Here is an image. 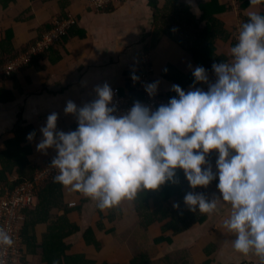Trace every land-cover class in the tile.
<instances>
[{
    "label": "crops",
    "instance_id": "obj_1",
    "mask_svg": "<svg viewBox=\"0 0 264 264\" xmlns=\"http://www.w3.org/2000/svg\"><path fill=\"white\" fill-rule=\"evenodd\" d=\"M177 2L183 7L176 6ZM233 2L194 0L199 9L197 13L187 0H132L102 10L90 6V0H0V62L5 56L20 55L42 37L59 16L67 13L77 19L71 35L62 39L53 51L35 57L11 78L0 79V152L7 150L9 142L20 138L22 150L17 158L21 160L20 165L26 166L27 174L35 175L36 169L56 154L54 148L45 152L36 149L41 138L40 127L45 124L47 115L53 111L58 113L57 129H75L76 117L64 113L65 102L70 99L79 107L95 98L96 85L107 82L114 90L134 82L131 73L141 74V54L148 46H151L150 63L154 78L159 81V90L173 95L170 88L175 82L164 79L165 69L173 66L176 72L189 74L197 66L192 55L180 46L182 39L190 40L184 32L191 29L192 21H198L199 28L203 29L210 18H219L228 39L216 40L217 56L229 57L230 44L236 42L237 26L245 22L250 13L264 11V0L257 5H251L249 0ZM244 2L248 5L243 10ZM165 25L174 29L175 34L162 33ZM190 86L192 84H187L184 90ZM32 131L35 136L30 141L26 136ZM14 173H11L10 185L1 186L0 198L17 180ZM213 193L219 195L215 187H204L203 194L207 198L211 199ZM65 197L68 202L79 198L78 192L68 187ZM229 213L230 206L220 202L218 210L207 214L205 219L197 220L180 232L169 229L163 233L160 223H154L148 230L141 227L133 199L100 210L89 198L79 212L69 215L71 223L81 229L68 238L69 254L96 253L99 254L97 259L107 264H130L141 252L149 257L142 264H260L255 255L233 250L234 235L223 224ZM62 214L55 211L54 219L35 227L34 234L39 241L42 242L51 220ZM102 216L114 218L112 221L104 219V229L100 230L98 224ZM25 221L26 217L23 224ZM116 226L119 231L112 230ZM89 228L93 229L95 238L104 243L99 252L84 243L83 236ZM164 235L169 240L155 242ZM25 254L30 264H36L33 258L39 260L23 243V256Z\"/></svg>",
    "mask_w": 264,
    "mask_h": 264
},
{
    "label": "clouds",
    "instance_id": "obj_2",
    "mask_svg": "<svg viewBox=\"0 0 264 264\" xmlns=\"http://www.w3.org/2000/svg\"><path fill=\"white\" fill-rule=\"evenodd\" d=\"M187 2L198 13L194 0ZM229 55L211 64L214 79L203 66H195L192 86L184 90L173 83L175 95L154 108L136 100L117 115L107 82L94 86L95 98L82 106L67 100L63 111L75 115L76 128L57 129L58 113L53 111L36 143L37 151L55 149L50 166L58 171L53 181L105 210L141 191L176 183L177 169L193 189L216 180L219 195L209 199L189 191L184 205L191 212L211 214L220 202L228 204L223 224L234 235L233 250L251 253L264 264V13L249 14ZM131 78L139 79L134 71ZM201 82L206 89L195 86ZM158 84H144L150 98ZM34 136L32 131L26 138ZM213 152L215 170L206 159ZM172 207L180 205L174 202ZM12 244L10 234L0 227V246Z\"/></svg>",
    "mask_w": 264,
    "mask_h": 264
},
{
    "label": "trees",
    "instance_id": "obj_3",
    "mask_svg": "<svg viewBox=\"0 0 264 264\" xmlns=\"http://www.w3.org/2000/svg\"><path fill=\"white\" fill-rule=\"evenodd\" d=\"M247 5L248 2H244V4L241 5V8L244 10ZM176 6L180 8L183 7L179 2L176 3ZM260 13H264V11L261 10ZM67 15L68 14L65 13L64 15L59 16L58 19L66 17ZM189 17H192L191 14H189ZM198 23V21H192V25L190 26L191 29L184 32L188 34L190 40L182 39L180 41V46L192 55L197 66L201 65L211 69V64L213 62L218 63L228 59L227 56H217L218 52L216 47V40L221 38L226 41L228 36L226 35V31L222 29L223 26L217 17L210 18L203 29L199 28ZM52 28L53 26H49L44 33L46 34ZM74 28L75 24L63 40L71 35ZM162 33L172 36V34H175V31L174 29L171 30L169 25H165L162 26ZM42 37L38 40L42 39ZM38 40L32 42L26 50L21 52H26ZM230 45L233 46L234 42ZM55 47L56 46L50 48L48 51L38 56L42 57L47 55L53 51ZM150 49L151 46H148L145 48V51L149 52ZM20 55L15 54L12 56L9 55L8 57L5 56L0 63L3 64L16 59ZM37 58L38 57L36 56L35 59ZM22 68L17 71H22ZM17 71L10 76L0 75V79L5 80L6 78H11ZM163 75L165 80L175 82L180 85L182 89H184L187 84H192L193 81L191 73H178L174 70L173 66H168ZM195 86L202 87V82ZM120 93L123 95L140 97L139 94L135 95V82L128 83L125 88L120 89ZM173 95H175V93ZM173 95L169 94L168 96ZM21 143L22 141L20 138L19 140L17 138V140L8 143L5 152H0V189L3 185H10L11 173L14 171L17 174V180L13 182L10 189L26 180H30L34 176L27 174L25 170L26 166L20 165L21 160L20 158H17L22 150ZM25 161L26 160L24 159V162ZM176 181V183L165 182L156 190L141 191L133 199L135 202L136 213L140 219L139 223L143 229L148 230L154 223H160L162 224L161 229L163 233L169 229H174L175 233H177L186 229L197 220L201 221L206 218L207 213L191 212L183 203V196L185 193L189 191L197 192L200 187L195 189L190 188L181 169H177L176 171ZM66 188L67 187L54 181H46L39 186L37 205L24 211L26 221L25 224H23L21 233L23 243L31 253L39 257V260L33 258V261L36 264H54V262L55 264H100L101 261L97 259L99 254L96 253L87 254L83 251H79L76 254H69L71 246L67 243L68 238L74 233L81 231L80 227L71 223L69 215L75 211L79 212L83 203L89 198L78 192V201H65ZM1 194L2 193L0 192V195ZM174 202L180 205L179 209H174L172 207ZM55 211H62L63 214L57 216L55 218L56 220H51V224L47 226V231L43 234V240L41 242L35 236L34 229L37 225L47 223L48 220L54 219L53 214ZM106 218L112 221L114 216H102L100 223L98 224L100 230L104 229V219ZM117 228L118 226L113 227L112 230ZM119 230L120 229H117L116 231ZM83 239L86 246L93 247L97 252L101 251L104 247V243L95 238V233L92 228H89L85 232ZM166 240L169 239L164 235L156 239L155 242L160 243ZM27 256V254L23 256L22 264H30L28 263V260H26ZM147 260H149L148 255L141 252L130 262V264H142ZM101 264L107 263L106 261H103Z\"/></svg>",
    "mask_w": 264,
    "mask_h": 264
},
{
    "label": "built area",
    "instance_id": "obj_4",
    "mask_svg": "<svg viewBox=\"0 0 264 264\" xmlns=\"http://www.w3.org/2000/svg\"><path fill=\"white\" fill-rule=\"evenodd\" d=\"M128 1L132 0H90V6L97 10H102L108 8L110 5ZM233 4H236L235 0ZM76 22L77 19L73 14H68L66 17L57 19L54 22L53 28L44 34L42 39L38 40L26 52L16 59L0 64V75L10 76L18 69L30 64L34 57L56 46L68 35V32ZM239 28L240 25L236 28V37ZM141 57L143 70L138 76L139 79L135 81V95L139 94L140 97L123 95L120 93L119 88H115L113 90L112 104L116 106L117 115L126 112L136 100L154 108L158 104L166 103L169 97H171L162 93L159 88L153 97L150 98L147 95L144 84L155 81L154 69L150 63L148 52L143 50ZM228 59H230V56ZM203 67L208 71L210 80L214 79L211 69ZM202 87L206 89L207 85L202 83ZM206 159L212 163L213 170H215V153L213 152L208 155ZM50 161L44 164V166L37 168L34 177L30 180L24 181L11 190H4V194L0 198V227H3L13 239L11 246H0V264H22L23 243L21 233L25 220L24 211L37 205L39 186L46 181H53V176L58 170L50 166ZM215 184L216 180H213L208 186L215 187ZM203 191L204 187H200L197 192L203 193Z\"/></svg>",
    "mask_w": 264,
    "mask_h": 264
},
{
    "label": "flooded vegetation",
    "instance_id": "obj_5",
    "mask_svg": "<svg viewBox=\"0 0 264 264\" xmlns=\"http://www.w3.org/2000/svg\"><path fill=\"white\" fill-rule=\"evenodd\" d=\"M149 53V52H148ZM155 79V78H154ZM156 81V80H155Z\"/></svg>",
    "mask_w": 264,
    "mask_h": 264
}]
</instances>
